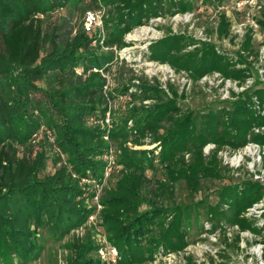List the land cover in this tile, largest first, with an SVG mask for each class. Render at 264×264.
<instances>
[{"label":"trees","instance_id":"trees-1","mask_svg":"<svg viewBox=\"0 0 264 264\" xmlns=\"http://www.w3.org/2000/svg\"><path fill=\"white\" fill-rule=\"evenodd\" d=\"M81 1L0 0V250L28 258L37 247L39 231L63 240L82 229L95 208L84 206L86 189L81 182L102 183L109 166L105 155L115 145L121 176L101 197L107 241L119 251L118 264L154 262L160 252L177 253L190 245L193 207H168L144 198L141 192L147 170H155L157 162L165 172V178L157 182V195L167 192L171 196L176 185L184 183L194 197L204 181L223 180L227 167L219 157L221 152H236L251 143L264 147V135L255 133L264 127V115L256 109L249 91L240 94L230 109L198 116L182 112L177 102L183 96L173 90L170 96L145 83L139 88L143 99L132 93L124 117L106 126L110 111L107 81L100 72L104 64L91 47L97 38L86 31L73 36L70 30L58 41V34L43 29L50 14L77 8ZM94 1L98 8L110 7L103 44L119 50L129 46L126 35L152 19L193 11L186 0ZM211 1L221 5L225 0ZM229 28L222 15L220 37L229 36ZM186 40L185 36L169 35L153 43L150 59L177 73H188L193 82L218 73L242 86L250 77L212 44L202 43L184 53L194 42ZM252 40V36L246 38L244 54L253 51ZM48 45L50 51H46ZM244 54L240 64H245ZM78 68L83 70L81 75ZM41 82L49 87H42ZM130 88L121 92L127 94ZM254 94L264 105V90ZM145 101L154 102L143 104ZM44 128L54 138L50 144L57 154L54 173H46L48 150L34 153L31 147ZM147 139H151L150 145L158 144L157 154L155 149L133 150L129 146H144ZM207 146H214L208 156L204 154ZM20 149L30 153L20 156ZM95 196L94 191L91 199ZM219 199L216 206L206 207L209 221L215 222L212 230L223 227L224 220L238 228L237 241L243 232L261 233L247 213L264 200L262 184L225 185ZM73 247L69 264H103L88 257L97 250L91 241Z\"/></svg>","mask_w":264,"mask_h":264},{"label":"rangeland","instance_id":"rangeland-1","mask_svg":"<svg viewBox=\"0 0 264 264\" xmlns=\"http://www.w3.org/2000/svg\"><path fill=\"white\" fill-rule=\"evenodd\" d=\"M186 1L192 3V12L174 16L166 14L152 19L147 25L138 27L125 36L124 40L129 46L122 50L115 47L108 48L103 44L108 36L104 20L106 16L108 17L110 7L98 8L94 0H82L77 8L70 6L57 10L44 19V31L58 34L57 40L60 41L70 30H73V36L85 31L86 12L93 11L103 16L102 28L95 29L93 32V36L97 39L92 42L91 47L102 58L101 61L104 64L100 72L107 81L105 93L110 111L106 117V126L111 127L113 121H119L124 117L126 108L132 100V93L142 96L141 99H143L144 95L139 88L145 83L154 87L158 86L170 96L172 90L183 96L177 102L182 112H192L198 116L207 114L209 111L230 109L231 104L243 92L249 91L248 95L256 98L254 92L264 90V0L263 8L246 7L242 9V12L237 10L236 0H225L221 5L211 0ZM248 13L251 15L250 20ZM222 15H225L230 23V35L227 37H220L219 34ZM252 20L258 25V29L255 30L251 26ZM169 35L185 36L188 43L191 42L190 39L194 40L193 45L187 47L184 53L194 51L196 47H201L202 43L214 45L220 54L227 55L237 63L238 69L247 70L250 77L243 86L237 82L225 80L218 73L193 82L188 73L183 71L177 73L167 64L152 61L150 46ZM248 36L253 38V51L244 54L241 50ZM99 39L101 41H98ZM46 51H50L49 45ZM242 54H244L245 64L239 63ZM82 72V68L77 69L78 74L81 75ZM248 80L252 83H248ZM40 85L44 88L49 87L46 82H41ZM127 86L131 88L127 94H123L121 90ZM153 102L145 101L143 104L150 105ZM129 126H132V122ZM45 130L46 128L33 138L31 147L34 153L43 148L48 150L46 173H54L56 170L54 159L57 154L50 149L54 138ZM145 142L144 146H133L130 143L129 146L133 150H153L158 146V144L150 145L151 139ZM213 149L214 146H207L204 154L208 156ZM155 150L157 154L159 148ZM27 152L26 149H20L19 155L22 156ZM116 155L117 149L113 145L105 155V161L109 166L102 183L86 179L81 182V186L86 189L84 206L92 210L95 208L82 229L73 232L63 240L54 238L45 230L39 231L36 238L37 247L28 258L13 253L5 254L0 250V264H69L74 244H86L90 241L97 250L91 251L88 257L100 259L103 264H118L119 251L107 241L102 218L104 207L101 205L102 195L107 189L115 187L121 176V167L117 165ZM219 157L223 165L227 167L222 172L223 180L204 181L200 192L194 197L186 190L184 183L176 185L174 194L171 196L167 192L161 196L157 195V182L165 178V172L157 162L154 163L157 165L155 170H147V182L141 192L142 196L155 199L159 205L168 207L191 205L193 218L188 236L190 245L187 248L177 253L160 252L154 262L146 264H264V200L247 213V217L254 221L261 233L243 232L240 234L239 241L236 239L239 233L238 228L230 227L224 220H221L223 227L212 230L215 222L209 221L206 209L220 202L219 192L225 185L253 181L264 186V147L251 143L236 152L225 150L219 154ZM94 191L96 196L91 199ZM111 247L115 248L117 256L110 250ZM101 252L107 255L105 260Z\"/></svg>","mask_w":264,"mask_h":264},{"label":"built area","instance_id":"built-area-1","mask_svg":"<svg viewBox=\"0 0 264 264\" xmlns=\"http://www.w3.org/2000/svg\"><path fill=\"white\" fill-rule=\"evenodd\" d=\"M262 1L263 0H236L235 5L237 7V10L242 12V9L246 8V7H249V8L257 7L259 9L263 8V4H262L263 2ZM259 3H261V4L259 5ZM247 15H248V19L250 20L251 15L249 13ZM102 23H103V16L100 13L93 12V11L86 12V14H85V31L87 33L95 32V29L102 28ZM251 26L255 30L258 29V25L255 23L254 20H252ZM248 83H252V82L250 80H248ZM242 89H244V88H242ZM254 103H255L256 109L259 112L262 111V114L264 115V105H261L257 98H254ZM255 131L258 134H264V127L257 128V129H255ZM110 250L114 251V254L116 256L118 255L115 248L111 247ZM101 254L103 255L102 256L103 260H105L107 258V255L105 256V254H103V252H101Z\"/></svg>","mask_w":264,"mask_h":264}]
</instances>
